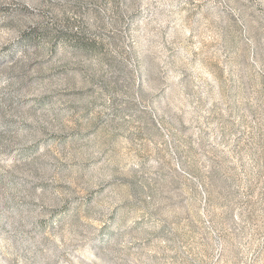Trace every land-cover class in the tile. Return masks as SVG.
Instances as JSON below:
<instances>
[{
	"label": "rangeland",
	"instance_id": "374dc122",
	"mask_svg": "<svg viewBox=\"0 0 264 264\" xmlns=\"http://www.w3.org/2000/svg\"><path fill=\"white\" fill-rule=\"evenodd\" d=\"M0 264H264V0H0Z\"/></svg>",
	"mask_w": 264,
	"mask_h": 264
}]
</instances>
